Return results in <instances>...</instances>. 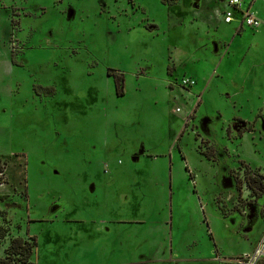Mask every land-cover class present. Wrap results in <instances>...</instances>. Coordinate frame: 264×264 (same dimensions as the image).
<instances>
[{"label":"rangeland","instance_id":"1","mask_svg":"<svg viewBox=\"0 0 264 264\" xmlns=\"http://www.w3.org/2000/svg\"><path fill=\"white\" fill-rule=\"evenodd\" d=\"M220 9L0 0V256L35 237L38 264H264V42L241 63Z\"/></svg>","mask_w":264,"mask_h":264},{"label":"crops","instance_id":"2","mask_svg":"<svg viewBox=\"0 0 264 264\" xmlns=\"http://www.w3.org/2000/svg\"><path fill=\"white\" fill-rule=\"evenodd\" d=\"M226 2H227V0H214V4L217 3V5H219V7L221 9L215 13V15H214V17H212V19H216L214 22H215V24H218L217 30H220V31H223L224 28L227 27V25H235L236 26L234 33H233L234 35H233L232 40L237 39L242 44L245 45V48H244L242 56H241V63H242L245 61V59L247 58V56L250 53H253V51L257 52V54L260 53L258 50L259 49L261 50V44H262V42H264V25L262 27H260L258 29V31H254L253 29H251L247 26H241V24L237 21L230 23V24L225 23L224 17H223V12L225 10ZM161 3H162V1H161ZM179 3H180V1H179ZM178 4H176V5H178ZM162 5H164V4L162 3ZM164 6H166V5H164ZM173 6H175V5H173ZM168 7H172V6H168ZM252 11L255 12L256 15L264 22V0H255L254 4L252 6ZM252 49H254V50H252ZM225 62L228 63L227 60ZM255 76H257V77H255L256 79L254 80V83L256 85H264V67L256 68L255 69ZM188 78H192V77H188ZM197 84H198V82L196 80V85L192 88L194 89L197 86ZM196 91H199V90H196ZM260 110L262 111V113H264V104L262 105V108L259 109L258 113L256 114V117H255L257 119L256 124H258L259 121L264 120L263 116L262 117L259 116ZM251 138H252L251 134L245 133L243 135V137L239 138V140L243 144H245V146L246 145L252 146V145H254V140H252L253 138L252 139ZM259 139L262 140L261 138H259ZM0 159L5 161L2 158H0Z\"/></svg>","mask_w":264,"mask_h":264},{"label":"trees","instance_id":"3","mask_svg":"<svg viewBox=\"0 0 264 264\" xmlns=\"http://www.w3.org/2000/svg\"><path fill=\"white\" fill-rule=\"evenodd\" d=\"M166 6H173L180 0H161ZM108 75L110 73L108 72ZM48 89V88H46ZM119 97L124 96L123 91L117 90ZM188 170V169H187ZM254 177L247 173L246 182L249 188L256 194H264V176ZM37 241L35 237L29 239L18 237L12 240L11 245L4 250L3 256H0V264H38L34 259ZM2 246L0 244V252Z\"/></svg>","mask_w":264,"mask_h":264},{"label":"built area","instance_id":"4","mask_svg":"<svg viewBox=\"0 0 264 264\" xmlns=\"http://www.w3.org/2000/svg\"><path fill=\"white\" fill-rule=\"evenodd\" d=\"M255 0H227L225 10L223 12L224 22L227 24L235 21L239 22L241 26H247L251 29H259L264 25V22L252 11V6ZM180 85L185 89H191L196 85V80L185 77L180 81ZM181 112L179 108L177 110ZM6 164L0 159V188L6 187ZM258 253L264 250V240L259 245Z\"/></svg>","mask_w":264,"mask_h":264},{"label":"bare ground","instance_id":"5","mask_svg":"<svg viewBox=\"0 0 264 264\" xmlns=\"http://www.w3.org/2000/svg\"><path fill=\"white\" fill-rule=\"evenodd\" d=\"M262 252V251H261Z\"/></svg>","mask_w":264,"mask_h":264}]
</instances>
